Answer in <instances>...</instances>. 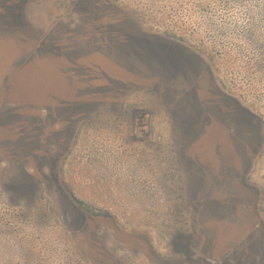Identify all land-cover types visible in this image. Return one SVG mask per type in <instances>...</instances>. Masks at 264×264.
<instances>
[{
    "label": "rangeland",
    "instance_id": "rangeland-1",
    "mask_svg": "<svg viewBox=\"0 0 264 264\" xmlns=\"http://www.w3.org/2000/svg\"><path fill=\"white\" fill-rule=\"evenodd\" d=\"M0 264H264V0H0Z\"/></svg>",
    "mask_w": 264,
    "mask_h": 264
}]
</instances>
